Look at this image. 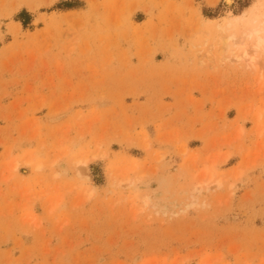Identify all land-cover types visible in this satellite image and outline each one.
Returning a JSON list of instances; mask_svg holds the SVG:
<instances>
[{"label": "rangeland", "instance_id": "rangeland-1", "mask_svg": "<svg viewBox=\"0 0 264 264\" xmlns=\"http://www.w3.org/2000/svg\"><path fill=\"white\" fill-rule=\"evenodd\" d=\"M227 1L0 0V264H264V0Z\"/></svg>", "mask_w": 264, "mask_h": 264}, {"label": "bare ground", "instance_id": "bare-ground-1", "mask_svg": "<svg viewBox=\"0 0 264 264\" xmlns=\"http://www.w3.org/2000/svg\"><path fill=\"white\" fill-rule=\"evenodd\" d=\"M227 2L229 3V0ZM262 16H263L262 23H264V13H263ZM242 34L247 39H250V38L253 39V42L251 44L253 51H260V50L263 49V47H264V44H263L264 43L263 42L264 41V28H262L260 25H256L255 27H252V28H250L248 30H244L242 32ZM223 46H226V44L224 43ZM224 50L225 49L222 48V50L219 53V55H224L223 54L224 53ZM236 58L242 59V60H244L248 64V63L251 62V60L253 58V55H252V53H249V50L248 49H245L244 51H242V53L240 54V56H236ZM78 162L79 161H77V163ZM204 184H205V182H204ZM215 185L216 186H219V181H217Z\"/></svg>", "mask_w": 264, "mask_h": 264}]
</instances>
